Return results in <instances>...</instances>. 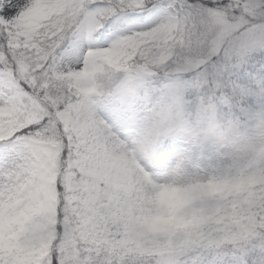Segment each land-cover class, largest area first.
<instances>
[{"label": "snow or ice", "instance_id": "obj_1", "mask_svg": "<svg viewBox=\"0 0 264 264\" xmlns=\"http://www.w3.org/2000/svg\"><path fill=\"white\" fill-rule=\"evenodd\" d=\"M0 264H264V0H0Z\"/></svg>", "mask_w": 264, "mask_h": 264}, {"label": "clouds", "instance_id": "obj_2", "mask_svg": "<svg viewBox=\"0 0 264 264\" xmlns=\"http://www.w3.org/2000/svg\"><path fill=\"white\" fill-rule=\"evenodd\" d=\"M220 142H221V143H224V139H223V137L220 138Z\"/></svg>", "mask_w": 264, "mask_h": 264}]
</instances>
